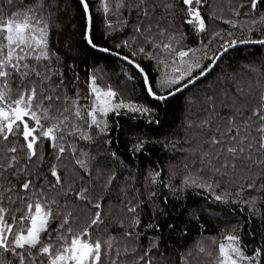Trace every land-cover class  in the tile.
I'll return each mask as SVG.
<instances>
[{"label": "snow or ice", "instance_id": "obj_1", "mask_svg": "<svg viewBox=\"0 0 264 264\" xmlns=\"http://www.w3.org/2000/svg\"><path fill=\"white\" fill-rule=\"evenodd\" d=\"M74 9L84 19L88 46L123 61L131 69L126 79L134 84L139 75L147 96L158 104L202 82L230 49L264 46V0H0V264H264V243L258 242L264 233L258 237L249 229L248 243L236 227L219 241L206 237L215 254L204 240L177 247L189 229L168 218L167 199L160 198L163 207H155L143 227L138 189L114 206L104 201L102 192L116 173L103 162L93 168L101 151L89 145L101 135L109 137L102 151L120 160L110 151L118 129L107 117L124 110L139 118L137 130L141 124L159 125L158 104L126 102L118 89L103 83L102 71L81 81L77 65L54 47ZM94 14L104 17L108 32L130 27L131 44L127 39L115 48L94 43ZM206 17L229 29L209 33ZM184 25L207 40L201 38L197 48L185 46ZM230 29L248 35L240 39ZM252 32L261 35L251 38ZM213 41L219 47L209 55ZM141 56L177 74L165 72L157 87L137 60ZM243 67V73L218 78L198 101L189 98L201 110L188 127L195 124L200 132L180 185L203 188L223 204L243 203L255 216L257 200L264 201V70ZM129 135L131 154H150L151 137L138 131ZM149 179L164 183L159 168ZM118 190L124 191L119 185ZM245 191L249 195L243 198ZM249 244H255L251 251Z\"/></svg>", "mask_w": 264, "mask_h": 264}, {"label": "trees", "instance_id": "obj_2", "mask_svg": "<svg viewBox=\"0 0 264 264\" xmlns=\"http://www.w3.org/2000/svg\"><path fill=\"white\" fill-rule=\"evenodd\" d=\"M24 2L28 3V0H24ZM241 12L243 14V9ZM206 22L208 23L209 33L220 28L229 29V25L222 24L219 21H208L207 17ZM129 23H131V20ZM83 29L84 19L82 14L78 9H74L63 20L60 34L55 37L57 43L54 44L61 56L77 65L81 81L85 80L89 74L102 71L103 83L111 85L113 89H118L120 98L125 99L126 102H143L149 106L158 104V102L147 96L139 75L136 76L134 84L126 79L125 73L131 71V69L123 61L90 48L84 39ZM182 30L188 33L183 40V44L190 48L199 47L198 41L201 38L205 40L208 38L206 34L197 36L189 25H184ZM230 30L237 33L240 39L248 35L247 32L240 34L237 29ZM260 35V33L252 32L251 38H259ZM125 39L131 44L133 36L130 27L108 32L104 17L100 14H94V43L100 47L115 48L117 43H121ZM135 43L138 44L139 41ZM132 47H135V44H132ZM218 47V42L213 41V44L209 45V55L215 52ZM119 50L125 54L128 53L126 48L121 47ZM197 55H200V53L198 52ZM137 60L149 72L150 79L157 82V87H159V81L165 72L170 75L177 74L172 72L171 67L167 69L162 65L157 67L155 61L147 60L142 56L137 57ZM222 60L223 62L218 63V66L202 82L200 81L197 85L171 97L168 102L158 104L156 115L160 121L159 125L141 124V128L137 130L133 125L141 122L139 118L133 120L132 113H125L124 110H121L119 117L110 114L107 117L110 125L118 129L113 134V144L110 151H115L120 160L112 159L109 151H102L108 149V145L103 144L102 141L109 137L101 135L95 144L89 145L90 148H97L98 151H101V154L95 155L93 168L97 163L103 162L105 166L112 168L116 173V180L113 181L111 187L102 192L104 201L109 206H114L122 199H128L131 193L138 189L137 198L143 201L141 208L138 209L141 212V227H143L144 222L148 221L149 217L153 215L154 208L163 207L160 199L163 197L168 200L165 209L168 218L183 221L181 227L189 229L186 236L180 237L179 244L176 246L189 244L193 240H204L205 246L210 247L213 254L216 252V247L211 245L210 241L205 239L206 237H216L219 241L221 234H226L232 227H236V234L241 235L244 242L248 243L252 239L247 234L249 229L255 231L258 237L261 233H264V201L257 200L256 208L258 212L253 216L248 206L243 203L237 204L230 201L223 204L215 201L214 194L203 188L180 185L186 171L184 165L189 163V160L186 159L189 156V149L192 143L199 138L198 134L200 132L195 124L188 127L189 121L196 119L193 113H198L201 110L197 103H190L189 98L198 101L203 98L204 92L209 90V85L215 83L218 78L231 77L237 72L243 73L244 65L255 64L261 66L264 70V46L240 47L230 51ZM200 62L204 65L209 63L208 60L203 58ZM193 74L195 75V72ZM98 83H100L99 80ZM79 87L82 94L86 92V88L82 83ZM160 91L165 90L160 89ZM114 122H118V125ZM132 131H138L139 135L152 138V142L148 145L151 149L149 155H134L129 152V142L133 139L129 133ZM93 132H95V129H93ZM156 168H159L162 172L163 184L150 182L149 176ZM118 185L119 189L124 191L118 190ZM165 185H171L172 187H166ZM177 187L180 190L174 191L173 188ZM222 187L223 185H221ZM96 191L101 192L102 190L97 188ZM153 191L156 192V196L150 195ZM216 192L220 193V189H216ZM248 195L249 193L245 191L242 197L246 198ZM261 195H264V193H261ZM246 217L250 219V222L246 223ZM241 225H243V231L240 230ZM167 238L165 236V239ZM258 242L264 243V239H260ZM254 246L255 244H249L248 251H251Z\"/></svg>", "mask_w": 264, "mask_h": 264}, {"label": "water", "instance_id": "obj_3", "mask_svg": "<svg viewBox=\"0 0 264 264\" xmlns=\"http://www.w3.org/2000/svg\"><path fill=\"white\" fill-rule=\"evenodd\" d=\"M245 46H260V45H238L237 48L245 47ZM237 48H235V49H237ZM93 50H94V49H93ZM232 50H234V49H230V51H232ZM95 51L99 52L98 50H95ZM230 51H229V52H230ZM229 52H228V53H229ZM100 53H101V52H100ZM228 53H227V54H228ZM103 54H106V53H103ZM227 54H226V55H227ZM107 55H108V54H107ZM214 69H215V68H214ZM214 69H213V70H214ZM210 73H211V72H210ZM210 73H209V74H210ZM209 74H208V75H209ZM199 82H200V81H198L197 83H199ZM193 86H194V85H193ZM193 86H190V88L193 87ZM185 90H187V89H185ZM185 90H184V91H185ZM177 94H179V93H177ZM177 94H176V95H177Z\"/></svg>", "mask_w": 264, "mask_h": 264}]
</instances>
